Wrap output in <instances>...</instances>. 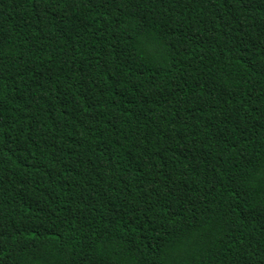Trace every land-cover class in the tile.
Wrapping results in <instances>:
<instances>
[{"label":"trees","instance_id":"16d2710c","mask_svg":"<svg viewBox=\"0 0 264 264\" xmlns=\"http://www.w3.org/2000/svg\"><path fill=\"white\" fill-rule=\"evenodd\" d=\"M0 264H264V0H0Z\"/></svg>","mask_w":264,"mask_h":264}]
</instances>
